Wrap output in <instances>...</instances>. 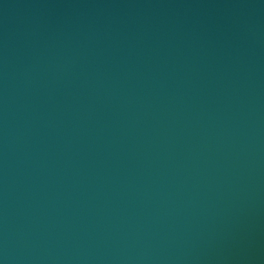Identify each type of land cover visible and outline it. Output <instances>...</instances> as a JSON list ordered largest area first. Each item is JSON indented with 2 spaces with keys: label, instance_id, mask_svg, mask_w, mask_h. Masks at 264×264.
<instances>
[{
  "label": "water",
  "instance_id": "water-1",
  "mask_svg": "<svg viewBox=\"0 0 264 264\" xmlns=\"http://www.w3.org/2000/svg\"><path fill=\"white\" fill-rule=\"evenodd\" d=\"M0 264H264V0H0Z\"/></svg>",
  "mask_w": 264,
  "mask_h": 264
}]
</instances>
